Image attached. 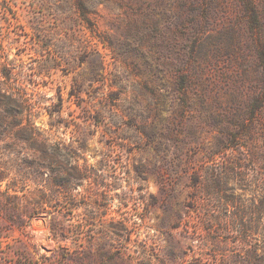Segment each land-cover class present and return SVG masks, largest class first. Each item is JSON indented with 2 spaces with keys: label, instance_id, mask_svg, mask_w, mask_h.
Segmentation results:
<instances>
[{
  "label": "rangeland",
  "instance_id": "374dc122",
  "mask_svg": "<svg viewBox=\"0 0 264 264\" xmlns=\"http://www.w3.org/2000/svg\"><path fill=\"white\" fill-rule=\"evenodd\" d=\"M2 84L90 178L0 264H264V0H0Z\"/></svg>",
  "mask_w": 264,
  "mask_h": 264
},
{
  "label": "trees",
  "instance_id": "16d2710c",
  "mask_svg": "<svg viewBox=\"0 0 264 264\" xmlns=\"http://www.w3.org/2000/svg\"><path fill=\"white\" fill-rule=\"evenodd\" d=\"M22 109V99L0 85V203L10 208L13 217L19 214L17 205L24 200L37 209L34 213H41L48 210L44 203L51 207L56 198L74 199L76 190L90 178L87 167L64 162L71 152L68 146L37 132L31 119L24 124ZM258 114L253 110L250 115L252 130L258 126ZM28 146L34 154L26 151ZM262 174L257 179L264 189ZM56 228L54 223L52 229ZM258 244L259 240L240 259L256 264L260 259Z\"/></svg>",
  "mask_w": 264,
  "mask_h": 264
}]
</instances>
